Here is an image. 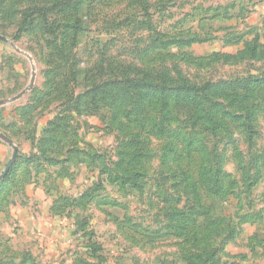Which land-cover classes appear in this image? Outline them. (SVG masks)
<instances>
[{
  "label": "rangeland",
  "instance_id": "rangeland-1",
  "mask_svg": "<svg viewBox=\"0 0 264 264\" xmlns=\"http://www.w3.org/2000/svg\"><path fill=\"white\" fill-rule=\"evenodd\" d=\"M54 1L0 0V264H264V83L245 90L256 95L252 141L237 121L201 133L192 160L181 134L193 132L175 116L163 131L140 130L142 156L120 162L127 130L108 100L79 97L107 78L108 59L212 87L264 79V0ZM62 33L60 56L48 42ZM211 150L233 194L206 197L199 184ZM192 183L234 231L198 227ZM193 232L216 252L192 258Z\"/></svg>",
  "mask_w": 264,
  "mask_h": 264
},
{
  "label": "trees",
  "instance_id": "trees-1",
  "mask_svg": "<svg viewBox=\"0 0 264 264\" xmlns=\"http://www.w3.org/2000/svg\"><path fill=\"white\" fill-rule=\"evenodd\" d=\"M57 1L59 3H66L63 0H55L54 4H57ZM30 23H32L31 20ZM34 26L37 27V25ZM71 27L77 30V27L73 25ZM67 28H69L68 24L64 26V29ZM58 40L60 41L59 43L57 40L49 41L48 43L53 46L54 50L58 51L60 56H63L66 49H68L67 34L62 33ZM106 63H108L107 78L93 83L79 97L91 96L97 98L102 96L108 100L109 109L112 111L111 120L118 125L119 130H127L126 135H128V138L123 142L122 150L119 152L120 162L126 160L131 162L137 161L142 156L144 140L140 136V130L146 129L147 132L153 130L156 133L163 131L164 126L170 123L175 116H181V122L188 124L191 132H193L188 137L186 133L181 134L183 136L182 140L186 141V156H188V160H192V152H197L196 148L191 147L199 142L201 133H209L213 136L219 135L221 131L228 133L231 131L232 125L237 121L240 122L247 141H252L256 128L253 122L255 120L254 105L250 101H254L256 95L245 93V90H252L257 85L264 83L263 78H250L251 80L247 84H242L236 80L227 83L225 87H212L211 84H208L209 82L198 85L186 80L171 81L158 71H142L131 63L124 65L118 61L116 62L115 59H108ZM103 66L102 63L99 64L96 72L104 73ZM216 91H218L217 95L219 94L220 99L226 98V103H223L219 99L214 100L211 94H214ZM239 91L241 93H238ZM153 112H157V116H154ZM135 127L139 129L138 132L128 131ZM168 144H170V148L168 149L172 151V143ZM201 146V151L205 150L206 147L203 143ZM165 151L167 154V149ZM198 152V155H200V150ZM213 152L214 150H211L208 152L209 156L207 155L211 160H204V156L199 160L195 173L199 178L198 182L200 185H203L206 197H224L227 193L233 194L235 188L230 187L233 182L232 180H228L230 174L223 169L221 159L215 162L214 158L210 157ZM260 155L264 163V151ZM191 168V164L187 166L188 171ZM186 170L182 169L180 173L186 175ZM191 175L193 174L191 173ZM187 177L185 180L191 179V176ZM258 178L256 181H258ZM199 184L192 183L189 190L191 192H188V196L193 194L192 197L196 202L194 204L198 206V210L195 212L196 218L202 217L203 219L202 224H199L200 226L198 227L215 226L223 221H227L225 225L228 230L234 231L235 228L231 227V217L224 215L221 216V220L218 219V216L211 218L210 215L214 213L213 210L202 208L203 205L197 194L202 189ZM235 198L239 199V194H236ZM223 207H219L222 213L226 210ZM191 222L198 223L200 220H192ZM216 234L218 235V233ZM198 236L199 233L193 232L190 237L193 243L191 245L192 250L188 251V253L192 254V258L201 256L205 252H216L217 246H212L211 248H208L207 245L198 246L199 242L207 238L210 239L209 234H204L202 238Z\"/></svg>",
  "mask_w": 264,
  "mask_h": 264
},
{
  "label": "water",
  "instance_id": "water-1",
  "mask_svg": "<svg viewBox=\"0 0 264 264\" xmlns=\"http://www.w3.org/2000/svg\"><path fill=\"white\" fill-rule=\"evenodd\" d=\"M0 37H1V38H4V37H2V36H0ZM23 92H24V91H21V92H19L18 94H16L15 96L11 97L9 101H14V100L18 99V98L23 94ZM2 103H4V101H1V102H0V105H1ZM8 141H9V140H8ZM13 158H15V155L13 156Z\"/></svg>",
  "mask_w": 264,
  "mask_h": 264
}]
</instances>
